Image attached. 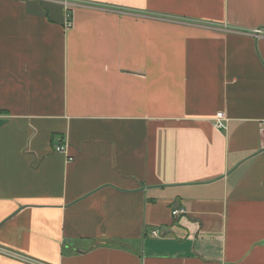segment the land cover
Returning <instances> with one entry per match:
<instances>
[{"label":"crops","instance_id":"crops-1","mask_svg":"<svg viewBox=\"0 0 264 264\" xmlns=\"http://www.w3.org/2000/svg\"><path fill=\"white\" fill-rule=\"evenodd\" d=\"M263 126L264 0H0V264H264Z\"/></svg>","mask_w":264,"mask_h":264},{"label":"built area","instance_id":"built-area-1","mask_svg":"<svg viewBox=\"0 0 264 264\" xmlns=\"http://www.w3.org/2000/svg\"><path fill=\"white\" fill-rule=\"evenodd\" d=\"M70 25V24H69ZM215 127L218 130H224L227 128L226 126V119H225V115L223 113H219L215 119L214 122ZM263 132H264V126H263ZM57 152H65V146L64 145H60L56 148ZM68 161H72L71 158L68 159ZM186 214V210L185 209H177L173 211V215L174 216H184ZM158 232H154L155 235H157Z\"/></svg>","mask_w":264,"mask_h":264}]
</instances>
